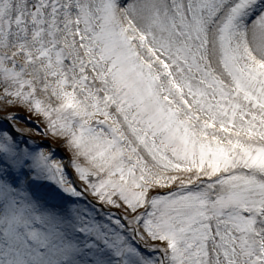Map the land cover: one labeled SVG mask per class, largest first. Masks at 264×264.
<instances>
[{"label": "snow or ice", "instance_id": "snow-or-ice-1", "mask_svg": "<svg viewBox=\"0 0 264 264\" xmlns=\"http://www.w3.org/2000/svg\"><path fill=\"white\" fill-rule=\"evenodd\" d=\"M0 264H264V0H0Z\"/></svg>", "mask_w": 264, "mask_h": 264}]
</instances>
